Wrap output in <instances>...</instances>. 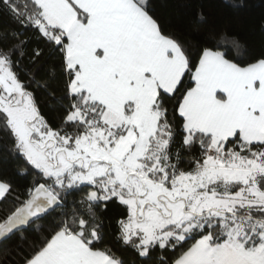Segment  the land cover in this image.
Returning a JSON list of instances; mask_svg holds the SVG:
<instances>
[{
  "label": "snow or ice",
  "instance_id": "obj_1",
  "mask_svg": "<svg viewBox=\"0 0 264 264\" xmlns=\"http://www.w3.org/2000/svg\"><path fill=\"white\" fill-rule=\"evenodd\" d=\"M0 132V166L35 173L20 193L0 170V264H264V52L227 30L166 28L150 0H0Z\"/></svg>",
  "mask_w": 264,
  "mask_h": 264
},
{
  "label": "trees",
  "instance_id": "obj_2",
  "mask_svg": "<svg viewBox=\"0 0 264 264\" xmlns=\"http://www.w3.org/2000/svg\"><path fill=\"white\" fill-rule=\"evenodd\" d=\"M150 3L155 15L166 28L190 34L193 38H199L209 31L218 34L221 30H227L229 34L236 35L240 43L246 45L253 55L264 52V0H150ZM201 12L203 20L198 18ZM4 19L7 20V17ZM32 46L33 44H30L29 48ZM37 99L44 114L51 119L54 114L48 106V98L42 93H37ZM8 143L10 141L7 135L0 132V149L6 147ZM23 166L24 161L18 159H10L7 164L0 166L5 178L11 179L20 193L31 186L35 174L34 172L32 175L20 174L18 169ZM11 207V197L8 201L0 202V214ZM119 212V208L110 205L107 211L101 213L110 241L116 232L114 221ZM27 235L31 240L38 238L39 233L33 226ZM112 243L116 244L115 241ZM114 250L129 260L134 256L131 249L120 248L118 244ZM178 254L179 251L170 255V258L174 259ZM9 264H18L15 253L9 258Z\"/></svg>",
  "mask_w": 264,
  "mask_h": 264
}]
</instances>
